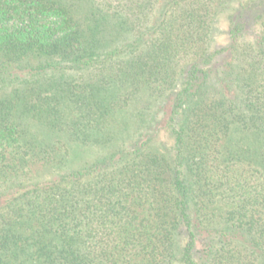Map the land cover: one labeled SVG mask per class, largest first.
I'll return each instance as SVG.
<instances>
[{
    "label": "trees",
    "instance_id": "16d2710c",
    "mask_svg": "<svg viewBox=\"0 0 264 264\" xmlns=\"http://www.w3.org/2000/svg\"><path fill=\"white\" fill-rule=\"evenodd\" d=\"M0 264H264V0H0Z\"/></svg>",
    "mask_w": 264,
    "mask_h": 264
}]
</instances>
